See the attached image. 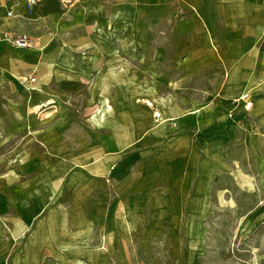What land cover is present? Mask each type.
<instances>
[{
    "label": "rangeland",
    "instance_id": "obj_1",
    "mask_svg": "<svg viewBox=\"0 0 264 264\" xmlns=\"http://www.w3.org/2000/svg\"><path fill=\"white\" fill-rule=\"evenodd\" d=\"M55 1L60 9L52 24L35 26L30 16L26 32L33 45L34 36L45 37L36 58L26 53L17 60L22 84L12 77L5 84L6 75L0 76V195L42 196L49 180L59 203L77 209L71 228L89 230L81 248L98 250L101 229H117L105 264H264V132L252 117L262 91L246 109L236 100L242 90L227 113L235 123L214 130L207 99L226 72L183 68L190 55L177 51L176 26L183 23V35L191 32V6ZM208 39L210 48L220 49L217 39ZM47 62L54 64L50 81ZM30 76L36 82L29 83ZM34 85L45 93L34 94L28 89ZM51 98L55 103L38 107ZM157 99H165L169 113L154 131ZM104 101L111 110L102 124H92ZM175 113L195 117L181 124ZM14 121L27 123L26 131L12 130ZM14 215L0 217L4 240Z\"/></svg>",
    "mask_w": 264,
    "mask_h": 264
},
{
    "label": "crops",
    "instance_id": "obj_2",
    "mask_svg": "<svg viewBox=\"0 0 264 264\" xmlns=\"http://www.w3.org/2000/svg\"><path fill=\"white\" fill-rule=\"evenodd\" d=\"M169 1L171 0H144L148 5L158 6H167ZM118 2L117 0V4ZM175 2L179 5L191 6L195 13L190 19L191 23L187 25L191 27L190 33L183 35L181 29L182 26L184 27L183 23L176 26V32H181L179 35L181 38L180 47L177 51L190 55L183 68L189 73L191 72L190 74L209 68H215L222 73L226 72L227 79H222L223 75L216 78L207 99L208 102L213 103V129L221 130L220 128L230 127L235 123L227 114L231 106L230 103L242 90H247L246 92H249L252 97L262 91L254 100V115L252 117L256 121L258 130L264 132V87L255 89L261 84L264 85V0H176ZM12 3L17 5L15 13L18 16L15 18L7 16V11L12 4H6L4 0H0V76L6 75L5 84L12 80L11 77L17 83L22 84V77L15 74L17 60L25 59L24 54L26 53L33 54V57L36 58V54L42 51L39 48L41 43L39 40L45 35L34 36L35 46L32 43L30 48L21 49L2 39L1 33L10 31L16 34H29L26 31L30 27L28 23L31 15H34L35 26L42 27L52 24L60 8L55 0H43L32 9H29L23 0H13ZM30 37L32 38L31 35ZM208 38L210 40L217 39L218 45H221L220 49L210 48ZM47 64L49 70L44 77L50 81L53 78L54 64L48 62ZM35 77L37 80V76ZM178 85L181 86V84ZM28 89L36 95L45 93V89L36 85ZM241 95L236 100H239ZM144 101L149 106L155 105L150 100ZM178 101L181 99L179 98ZM28 102H30L29 99ZM49 103H55V100L51 98L38 107ZM165 103V99H157L159 108L156 115L158 114L159 118L151 126L154 131L161 128L168 120L169 110ZM29 109L30 105L27 106L28 111ZM110 110V104L104 101L91 117V123L102 124ZM193 114L175 113L174 120H179L181 124H190L195 117ZM24 116L25 111L19 110V119H23ZM239 122L241 124L242 120L239 119ZM26 125L27 123L17 121L9 123L12 130L23 132L26 131ZM243 125L246 130L254 131L255 127L249 121H244ZM111 146L115 149L121 148L120 143L114 142V139L111 141ZM19 166V163L12 165L13 175L16 176L20 169ZM48 181L46 179L40 189L43 192L42 196L30 192L25 195L13 196L9 200L6 195L1 193L0 217L10 213H15V215L11 217L12 221L7 222L9 233L6 239L4 240L0 236V264H45L47 259L51 260L52 264H60L63 261L105 264L111 261L110 254L112 252L109 253L105 247L112 248L117 244L115 241L118 238L117 229H101L98 250L81 248L83 242L86 241L83 238H87L89 230L87 228H71V216L77 212V209L74 205L66 208L61 202L59 203L60 197L54 196L56 188ZM78 196H72V198ZM48 209L50 210L47 218L42 221L41 215ZM197 228V224H194V231Z\"/></svg>",
    "mask_w": 264,
    "mask_h": 264
},
{
    "label": "built area",
    "instance_id": "obj_3",
    "mask_svg": "<svg viewBox=\"0 0 264 264\" xmlns=\"http://www.w3.org/2000/svg\"><path fill=\"white\" fill-rule=\"evenodd\" d=\"M12 1L13 0H4V2L6 4L7 3L12 4V6H10V8L7 11V16L9 18H15L18 16V14L15 13V6H17V5L12 3ZM23 1L25 2L26 6L29 9H32L33 7L39 5L43 0H23ZM1 36H2V39L6 40L11 45H13L17 48L26 49V48H29L32 44V38L27 33L16 34L14 32H10V31H2ZM28 81L30 83H34V82H36V77L30 76V78H28ZM251 99H252V95L249 92H246L242 95L240 101H244L245 102V108L249 109V106H251V104H252Z\"/></svg>",
    "mask_w": 264,
    "mask_h": 264
},
{
    "label": "bare ground",
    "instance_id": "obj_4",
    "mask_svg": "<svg viewBox=\"0 0 264 264\" xmlns=\"http://www.w3.org/2000/svg\"><path fill=\"white\" fill-rule=\"evenodd\" d=\"M32 43H33V42H32ZM31 45H32V44H31ZM30 47H31V46H30ZM30 47H29V48H30ZM241 97H242V95H241ZM241 97L239 98V101H240ZM157 115H158V114H157Z\"/></svg>",
    "mask_w": 264,
    "mask_h": 264
}]
</instances>
